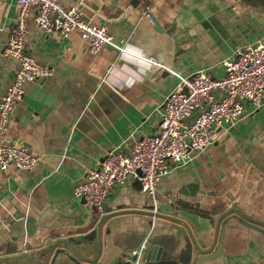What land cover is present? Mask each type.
<instances>
[{"label":"crops","instance_id":"1","mask_svg":"<svg viewBox=\"0 0 264 264\" xmlns=\"http://www.w3.org/2000/svg\"><path fill=\"white\" fill-rule=\"evenodd\" d=\"M60 2L77 4L112 39L91 53L76 31L42 32L30 11L26 49L51 74L25 83L0 136L39 157L31 170L0 169V264H114L134 249L139 264H196L193 241L212 234L209 221L226 208L264 223V96L258 108L245 102L237 124L216 128L211 144L172 166L152 194L128 177L100 212L72 194L109 151L127 153L157 133L164 98L181 77L205 70L221 78L225 59L264 38V0ZM15 17V0H0V96L18 66L2 53ZM165 32L174 47L169 68ZM151 209L182 222L143 212ZM225 221L218 255L200 264H260L264 234L236 214Z\"/></svg>","mask_w":264,"mask_h":264},{"label":"built area","instance_id":"2","mask_svg":"<svg viewBox=\"0 0 264 264\" xmlns=\"http://www.w3.org/2000/svg\"><path fill=\"white\" fill-rule=\"evenodd\" d=\"M16 17L12 33L2 53L14 58L17 69L12 81L0 96V136L8 126L15 105L22 99L25 83L41 80L51 74L49 66L40 64L26 49V20L32 8L33 21L45 34L57 32L66 37L76 31L87 42L91 53L98 52L112 39L102 24L82 18L77 4L63 5L60 0H15ZM224 75L212 78L205 70L181 77L164 98L163 113L157 133L143 135L132 143L127 153L114 149L105 154L86 172L83 182L72 188V194L100 212L110 189L134 178L140 190L152 194L161 177L172 166L190 159L192 151H202L212 142L214 130L231 127L243 117L244 103L254 108L264 96V38L237 49L223 61ZM39 162L28 148L0 141V169L9 165L31 170ZM139 249L114 264H139ZM260 264H264V254Z\"/></svg>","mask_w":264,"mask_h":264},{"label":"water","instance_id":"3","mask_svg":"<svg viewBox=\"0 0 264 264\" xmlns=\"http://www.w3.org/2000/svg\"><path fill=\"white\" fill-rule=\"evenodd\" d=\"M158 30H160V29L158 28ZM163 39H164V43H165V47H164V53H165V59H166L165 66L167 68H169V67H171V64H172L173 59H174V47H173V43H172V38L170 37L168 32H165L163 34ZM143 212L146 213L147 215L157 216V217H161V218H167V219H170V220H173L176 222H182L179 218H177L173 215L167 214V213L159 212L158 210L151 209V210H145ZM117 213H119V212L106 214L104 217H102L97 222L96 229L94 230V233L95 232L99 233L103 222L105 220H107L108 218L113 217L114 215H117ZM232 214H236V215L242 217L243 223L252 226L256 230H258L259 232L264 234V223L263 222H260L258 220H255V219H252V218L246 216L243 212H241L240 210H238L235 207H228L225 210H223L217 216V218L215 220L212 219L209 221L210 225L214 227V231L212 234L211 233H204V235H202V239H201L200 243L193 241V250H194L193 251L194 257L193 258L196 261V264H200V263L205 262V261H210L218 255L220 247L218 246V244L215 248H214V246L217 242L219 243L221 236H222V233H223V227H221L222 221L224 222L227 218L229 219ZM225 223H226V221H225ZM62 243H64V242H58L57 244H62Z\"/></svg>","mask_w":264,"mask_h":264}]
</instances>
